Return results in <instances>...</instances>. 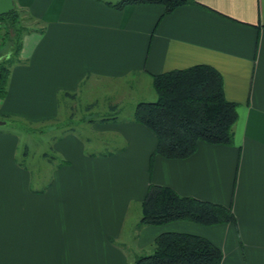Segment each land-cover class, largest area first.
<instances>
[{"label": "crops", "instance_id": "1", "mask_svg": "<svg viewBox=\"0 0 264 264\" xmlns=\"http://www.w3.org/2000/svg\"><path fill=\"white\" fill-rule=\"evenodd\" d=\"M192 1L162 15L159 4L115 10L104 0H18L38 31L22 37L1 115L55 120L61 96L87 92L114 110L113 82L147 83L152 74L208 64L237 104V120L232 145L200 142L184 159L151 158L155 135L132 119L95 123L119 135L122 147L94 155L75 136L56 141L66 163L41 191L13 162L17 137L0 129V158L20 179L0 186V264H129L127 247L136 258L167 231L208 239L222 252L220 264H264V0ZM150 184L230 206L236 221L137 227ZM133 205L140 215L128 226Z\"/></svg>", "mask_w": 264, "mask_h": 264}, {"label": "trees", "instance_id": "2", "mask_svg": "<svg viewBox=\"0 0 264 264\" xmlns=\"http://www.w3.org/2000/svg\"><path fill=\"white\" fill-rule=\"evenodd\" d=\"M104 2L115 10L127 5L159 4L162 15L192 0H115ZM23 9L0 15V99L7 92L13 65L21 62L22 37L38 28L22 23ZM27 14V13H26ZM27 18H31L27 15ZM2 47V48H1ZM155 99L138 102L132 121L148 128L156 138L151 158L184 159L195 153L200 142L229 146L237 104L224 96L221 74L208 64H196L151 75ZM67 95H69L66 92ZM73 95V94H72ZM116 121L102 118L101 122ZM137 227L185 220L204 226L235 223L230 206L178 194L170 187L150 184L140 203ZM221 250L208 239L191 233L167 231L158 234L152 251L135 258L133 264H220Z\"/></svg>", "mask_w": 264, "mask_h": 264}, {"label": "rangeland", "instance_id": "3", "mask_svg": "<svg viewBox=\"0 0 264 264\" xmlns=\"http://www.w3.org/2000/svg\"><path fill=\"white\" fill-rule=\"evenodd\" d=\"M13 2L14 6L22 9L18 6V0H13ZM22 23L37 28L36 22L28 19L26 13H23ZM6 47V45L1 47L0 55L6 52ZM105 85V81H101V89ZM111 86L115 88L112 91V96L116 100L117 109L114 110L105 109L107 100L102 99L103 96L97 101H91L88 99L87 92L85 97L80 96L76 99L61 96L59 98V113L55 120L31 124L23 118L0 114V121L4 122L0 125V129L10 131L17 137L13 162L21 170L30 174L29 186L32 191H41L50 186L54 182V172L66 163L65 156L53 147L56 141L66 136H75L81 139L88 154L98 155L122 147V138L119 135L96 129L95 123H101L102 118H114L117 121L131 119L135 105L140 101H149V95L153 94L155 97V92L150 81L140 83L134 76H130V79L113 82ZM95 94V97H98L96 92ZM93 102L95 105L88 107ZM19 180L11 162L1 157L0 186H17L20 183ZM34 198L38 199L37 196ZM139 215V207L131 206L126 225L129 226L131 222L136 221ZM125 250L128 253L129 264H133L136 254L128 247ZM151 251L152 246L145 248L139 254H148Z\"/></svg>", "mask_w": 264, "mask_h": 264}, {"label": "water", "instance_id": "4", "mask_svg": "<svg viewBox=\"0 0 264 264\" xmlns=\"http://www.w3.org/2000/svg\"><path fill=\"white\" fill-rule=\"evenodd\" d=\"M14 9L13 0H0V15L9 13ZM4 122L0 121V125Z\"/></svg>", "mask_w": 264, "mask_h": 264}]
</instances>
